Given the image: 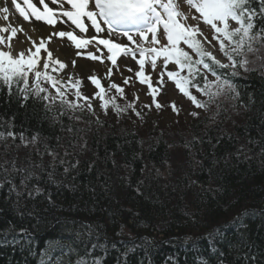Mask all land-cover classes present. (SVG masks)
<instances>
[{"label": "snow or ice", "instance_id": "obj_1", "mask_svg": "<svg viewBox=\"0 0 264 264\" xmlns=\"http://www.w3.org/2000/svg\"><path fill=\"white\" fill-rule=\"evenodd\" d=\"M7 2L8 0H0V3L5 5ZM10 2L14 12L18 13L23 21L29 24L33 20L43 22L54 30L33 39L22 24L10 20V15L14 13L8 6L0 7V95L5 97L6 102L16 101L22 107L30 100L33 104L42 105L41 120H50L59 125L60 131H66L69 137L65 145L62 137L56 136V143L52 145L48 141L53 138L45 137L42 140L40 132H33L29 136L27 129L15 131V116L5 119L0 115V193L3 194L0 198V217L6 213H12L14 216L13 220L6 221V226L0 227V246L11 247L14 251L17 248L26 251L29 255L38 257V264H104V258L112 250L119 252L118 264H129L131 253L136 252L138 248L147 250L146 246H153L155 240L140 237L141 243L138 244L137 238L129 233L127 241H113L99 221L76 216H59L54 213L51 216L45 215L50 209L79 210L76 205L65 209L62 204H58L53 199L58 192H53L52 189L77 190L79 185L75 181L84 165L89 173L96 170L101 190L105 194L110 191V177L99 170L98 153H93L91 158L83 161L80 159L89 151V146L86 135H81L86 129L77 126L76 122L89 125L93 122L99 125L104 123L97 114L93 100L99 101L98 107L105 116L111 109L118 117L117 122L130 111L143 122L144 115L137 108L140 96L133 92V99L129 100L125 93V87L134 86L133 77L138 79L141 85L147 86L151 103L141 104L140 108L149 111L153 106L157 111L170 106L175 114H180L181 107L176 101L162 104L158 99L162 94H167V82H173L175 89L187 98L195 109L205 112L209 111L211 105L220 97L227 96L233 101L239 100L241 92L234 82L235 78L258 69L264 70V0H183L187 11L181 7V0ZM192 10L198 15L193 14ZM190 20L195 23H190ZM58 23L70 25L69 30L56 28ZM201 23L210 30L211 39L201 28ZM90 28L94 33L91 36L88 35ZM32 31L40 32L41 29L33 27ZM105 32L108 33L107 37L102 35ZM19 34L25 39H19ZM54 38L60 41L66 38L78 50L77 57H85L100 64L110 62L102 76L93 72L87 77L97 89L91 97L81 90L83 81L74 75L73 71L65 72L69 65L49 49V44ZM122 38L126 42H119ZM90 46H93L95 51H87ZM121 58L136 61L138 68L135 71L127 64L124 65L126 71L133 73L132 76H124L120 71L118 60ZM71 65L75 70L76 59L71 60ZM113 68H116V73ZM116 74L122 78V84L113 79ZM209 74L212 79H209ZM102 80L107 81V87ZM119 98L125 102L119 103ZM232 107L235 108L236 105L233 104ZM85 111L94 116L95 121H84L82 115H77ZM188 115L199 119L200 112L190 111ZM216 115H219V112ZM122 131L125 135H137L134 130ZM227 135L231 139V134ZM216 139L219 142L220 137ZM137 142L141 145L144 143L142 139ZM204 142V136H193L191 140H185V148L188 149L189 155H192V149ZM249 143L258 141L249 140ZM149 147L151 150L152 145ZM21 149H28L23 157L19 154ZM261 151L264 153V149ZM235 155L237 158L241 155L245 159L249 158L245 145H241ZM45 157L49 159L46 161ZM138 157L139 154H136L134 158ZM104 163H111L116 168L118 164L115 153L106 154ZM119 167L127 169L130 165L122 164ZM156 174L158 177L163 175L159 169H156ZM119 178L130 183V176ZM143 185L144 180H140L134 189L140 195H143ZM86 188L95 194L94 186L89 184ZM205 191L216 190L208 188ZM40 198L46 201V207L37 206V200ZM92 211H95V207ZM132 214L134 217L139 216L138 212ZM185 214L195 215L191 212ZM253 214L255 210L243 209L230 222L236 226L240 240L234 245H229V248L237 254V259H243L244 264H256L257 260L254 255L243 251L249 247L245 240V218ZM52 221L59 225L62 236L67 238L49 240L44 248L37 251L36 232L41 227L50 226ZM143 224L142 220L135 222V226ZM227 226L218 225L205 234L203 238L208 240L207 255L193 243L192 247L198 253L194 264H230L227 260L228 254L220 246L225 238ZM125 227L124 223L120 224L116 233L118 237L124 235ZM191 239L193 238H185L186 241ZM169 259L174 262V258Z\"/></svg>", "mask_w": 264, "mask_h": 264}, {"label": "trees", "instance_id": "obj_2", "mask_svg": "<svg viewBox=\"0 0 264 264\" xmlns=\"http://www.w3.org/2000/svg\"><path fill=\"white\" fill-rule=\"evenodd\" d=\"M234 82L241 92L240 99L233 101L229 97L224 98L215 113H207L193 122L186 134H169L155 121L150 123L152 131L150 129L144 133L143 126H140L142 123L136 122V116L131 111L119 118V122L114 117L107 120L101 117L104 121L102 125L76 122L77 126L86 129L81 135H86L89 146V151L80 159L83 161L98 153L99 170L110 177L111 188L105 194L99 187L96 170L89 173L84 165L75 181L79 185L77 190L52 189L58 192L53 197L58 204L65 209L76 205L79 210L50 209L45 215L54 213L99 221L113 241H127L129 233L137 238L138 244L141 243L140 237L153 238V246H146L147 250L138 248L129 255V264H194L198 253L192 247L193 243L207 255L208 240L203 238L205 234L218 225H228L220 246L228 254L230 264H244L243 259H237V254L229 248V245L240 240L236 226L230 222L243 209L255 210V214L245 218V240L249 247L243 251L254 255L256 264H264V153L261 151L264 149V70L242 74ZM217 112L219 115H216ZM109 114L115 115L111 109ZM0 115L5 119L15 116V131L27 129L29 136L33 132H40L42 140L45 137L53 138L48 141L52 145L56 143L54 137L61 136L62 142L67 144L69 134L61 132L59 125L50 120H41L42 105L33 104L31 100L22 107L16 101L6 102L5 97L0 95ZM77 115H82L84 121L96 119L88 112ZM65 123H68L66 119ZM88 128L91 130L87 131ZM122 129L128 132L134 130L137 135H125ZM227 134H231V139ZM193 136H204L205 142L197 144L192 149V155H189L185 140H191ZM217 137H220L219 142ZM141 139L144 141L142 145L137 142ZM249 140L258 143H249ZM241 145H245L248 159L243 155L236 157L235 152ZM27 151L21 149L20 156L23 157ZM108 153H115L116 168L111 163H104ZM136 154H139L138 158H134ZM48 159L45 157L46 161ZM122 164H129L130 167H119ZM156 169L163 175L158 177ZM125 175L130 176V183L119 178ZM140 180H144L141 187L143 195L134 190ZM193 181L195 183H191ZM89 184L95 187V194L87 190L86 185ZM208 188L216 191L206 192ZM2 196L0 193V198ZM37 206L46 207V201L38 199ZM134 212H138L139 216L134 217ZM186 212L195 215H186ZM13 219L12 213H6L0 217V227ZM137 220L144 221V224L135 226ZM121 223L126 227L124 235L118 237L116 233ZM186 237L193 239L186 241ZM56 238L67 237L62 236L59 225L54 221L50 226L41 227L35 235L37 251ZM170 257L174 258V262ZM118 258L119 252L112 250L104 258V264H118ZM0 264H38V257L18 248L14 251L11 247L0 246Z\"/></svg>", "mask_w": 264, "mask_h": 264}, {"label": "rangeland", "instance_id": "obj_3", "mask_svg": "<svg viewBox=\"0 0 264 264\" xmlns=\"http://www.w3.org/2000/svg\"><path fill=\"white\" fill-rule=\"evenodd\" d=\"M3 6H8L10 8V11L13 12V15H10V20L14 21L16 24H22L26 31L32 29V27H37L40 28L41 31L37 32L38 34L41 35H47L49 32L53 31L54 29L51 26L44 25L43 22H36L33 20L31 24L23 21L22 17H19L18 13L14 12V8L11 5L10 0H8L7 4L0 3V7ZM53 6V5H50ZM181 7L187 11V5L183 3V0H181ZM193 14L198 15L195 13V10H192ZM190 23H195V21L190 20ZM2 23V21H0ZM56 28L62 29V30H69L70 25H62L58 23ZM201 28L205 30L206 35L209 36L211 39V32L209 29L206 28V26L201 23ZM79 34V33H78ZM93 31L90 28L88 35L91 36L93 35ZM102 35L107 37L108 33L105 32ZM37 37V38H34ZM39 36H35L33 33V39H38ZM113 38H115V34H113ZM119 42H126L125 39H121ZM161 42L163 43L164 40L161 36ZM25 46H27L25 44ZM49 49L54 52V55L59 56L60 59L64 60L65 63L69 65L68 69H65V72L73 71L74 75H77L82 81H83V87L82 91L84 92L85 95L92 96L97 89L90 83V81L87 79L89 75H91L93 72H95L98 76H102L103 73L107 70L106 65H109L110 62L105 61V64H100L98 61H92L91 59L85 58V57H77L76 52L78 51L77 49L74 48V46L71 45V43L64 38L62 41L58 40L57 38H54L53 41L49 44ZM87 51H95V48L93 46H90ZM43 56V52H42ZM76 59V67L75 70L72 69L71 65V60ZM118 64L120 65V71L124 73V76H132L133 73H130L126 71L124 65L127 64L130 66L133 71L137 70L138 66L136 64L135 60H132L131 58L124 60L121 58L118 60ZM171 67V66H170ZM148 71H151L150 69H147ZM116 68H113V72L116 73ZM157 71H159V67L157 68ZM113 79L115 80L116 83L122 84V78L119 76V74H116L113 76ZM153 79L155 80V73H153ZM212 79V78H211ZM31 81V78H30ZM102 83H104L105 87H107V81L102 80ZM132 84L134 86H129L125 87V93L128 97L129 100L133 99L132 93L137 92L138 95L140 96V100L137 102V108L138 110L142 111V114L144 115V120L143 122L136 117V122L140 121L142 124L140 125L141 127L143 126L142 130L144 133H147L148 130L151 129L150 123L152 122H157L159 123V126H163L165 130L169 132V134L175 135L176 132L180 134H186L189 131V128L191 127V124L197 120H199L202 117H205L207 113L213 114L216 112V109L218 106H221V103L223 102L224 98H227V96L220 97L216 103L211 105V108L209 111L205 112L201 109H195V107L191 104V102L185 98L182 94L178 92L177 89L174 87L173 82H167L166 84V95H161L158 97L160 102L162 104H165L170 101H176L178 106L181 107V112L179 115L175 114L171 107H165L162 111H157L155 107L149 111L148 109H141L140 105L141 104H150L151 103V96L147 95V86L146 85H141L135 77H133ZM72 98V97H69ZM206 99V98H205ZM118 102L123 104L125 101L122 98L118 99ZM99 101L98 100H93V105L96 107L97 114L106 120L108 117H114L118 118L115 115H111L108 112V115L110 116H105L103 111L98 107ZM190 111H199L200 112V117L199 119H194L188 113ZM86 112V111H85ZM213 117V116H212ZM178 121V123H177ZM156 126V125H155ZM152 131V129L150 130ZM149 131V132H150Z\"/></svg>", "mask_w": 264, "mask_h": 264}, {"label": "bare ground", "instance_id": "obj_4", "mask_svg": "<svg viewBox=\"0 0 264 264\" xmlns=\"http://www.w3.org/2000/svg\"><path fill=\"white\" fill-rule=\"evenodd\" d=\"M34 27H35V26H34ZM37 27H38V26H37ZM37 27H36V28H37ZM32 28H33V27H32ZM39 29H40V28H39ZM27 32H28V34L31 35L32 37H33V33H34L35 36H37V35L40 36V35H41V34H38L37 32L32 31V29L28 30ZM34 38H37V37H34ZM19 39H22V40H23V39H25V37H24L22 34H19ZM27 43H28V42H26V45H27Z\"/></svg>", "mask_w": 264, "mask_h": 264}]
</instances>
